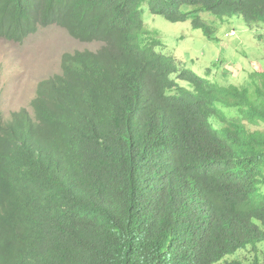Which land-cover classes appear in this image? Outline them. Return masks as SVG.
Segmentation results:
<instances>
[{
  "label": "trees",
  "instance_id": "obj_1",
  "mask_svg": "<svg viewBox=\"0 0 264 264\" xmlns=\"http://www.w3.org/2000/svg\"><path fill=\"white\" fill-rule=\"evenodd\" d=\"M143 3L210 38L202 11L264 24V0H0L1 38L102 43L0 113V264H215L264 243V71L250 93L179 66Z\"/></svg>",
  "mask_w": 264,
  "mask_h": 264
},
{
  "label": "rangeland",
  "instance_id": "obj_2",
  "mask_svg": "<svg viewBox=\"0 0 264 264\" xmlns=\"http://www.w3.org/2000/svg\"><path fill=\"white\" fill-rule=\"evenodd\" d=\"M199 16L212 25L211 38L201 29L193 28L189 20L167 21L159 14L150 13L146 3L142 4L143 29L158 38V51L174 57L179 66L213 83L233 84L254 93L263 81L259 74L264 71V24L246 25L239 16L220 19L206 11ZM232 30L235 33L229 35ZM101 44L80 41L58 25L39 28L21 43L0 37V113L7 118L13 111L29 108L38 82L60 72L63 53L96 50ZM177 82L186 85L184 81ZM223 109L229 115L237 112L233 108ZM263 257L264 243H261L255 248L240 249L215 264L233 259L244 264L257 259L264 264Z\"/></svg>",
  "mask_w": 264,
  "mask_h": 264
},
{
  "label": "clouds",
  "instance_id": "obj_3",
  "mask_svg": "<svg viewBox=\"0 0 264 264\" xmlns=\"http://www.w3.org/2000/svg\"><path fill=\"white\" fill-rule=\"evenodd\" d=\"M234 33H235L234 30H232V32H229V35H233ZM84 42H85V41H84ZM87 42H88V41H87ZM99 42H100V41H99ZM101 45H102V44H101ZM100 47H101V46H100ZM100 47H99V48H100ZM99 48H98V49H99ZM96 50H97V49H96ZM94 51H95V50H94ZM60 71H61V69H60ZM59 73H60V72H59ZM56 74H57V73H56ZM29 108H30V104H29ZM29 108H28V109H29ZM30 109H31V108H30ZM30 109H29V110H30ZM30 111H31V110H30ZM3 117H4V116H3ZM7 118H8V117H7Z\"/></svg>",
  "mask_w": 264,
  "mask_h": 264
}]
</instances>
